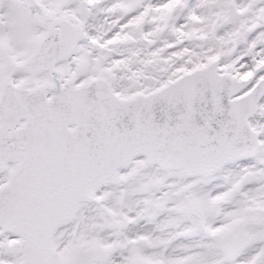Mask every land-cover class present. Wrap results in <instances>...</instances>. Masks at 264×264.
I'll return each instance as SVG.
<instances>
[{"label": "snow or ice", "instance_id": "obj_1", "mask_svg": "<svg viewBox=\"0 0 264 264\" xmlns=\"http://www.w3.org/2000/svg\"><path fill=\"white\" fill-rule=\"evenodd\" d=\"M0 264H264V0H0Z\"/></svg>", "mask_w": 264, "mask_h": 264}]
</instances>
